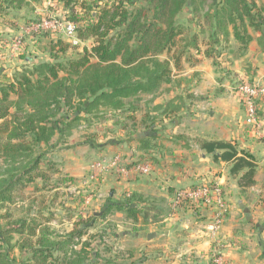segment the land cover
<instances>
[{
	"label": "trees",
	"instance_id": "1",
	"mask_svg": "<svg viewBox=\"0 0 264 264\" xmlns=\"http://www.w3.org/2000/svg\"><path fill=\"white\" fill-rule=\"evenodd\" d=\"M55 1L70 10L65 18L75 24L79 41L91 39L92 45L84 47L78 58L58 60V54L65 53L69 44L57 40L50 45L52 60L25 67L13 80L0 85V158L8 164L19 162L15 170L0 173V204L10 201L13 191L31 183L35 175L46 179V174H41L39 155L20 161L27 152L30 155L32 145L48 143L55 134L70 135L73 125L100 105L123 107L124 99L153 94L175 77L180 90L155 108H161L160 118L176 117L190 97L182 92V83L188 82L183 76H175L168 60L158 58L161 53L173 52V67L179 69L186 51L198 53L203 40L202 53L217 66L223 53L232 48H222L223 42L232 36L237 43L232 51L238 57L255 32L264 50V5L256 4V0H212L206 10L202 5L205 0H106L101 5V0ZM22 3L24 0H0V10L18 8ZM77 5L81 12L75 10ZM185 9L191 14L187 21L200 28L197 32L177 21ZM201 33H206L205 39ZM66 110H71V115ZM141 144L146 148L148 141L141 139ZM200 147L208 152L222 149L215 157L231 162L232 174L245 169L239 185L253 184L251 154L241 151L238 155L232 144L221 141L204 140ZM139 200L136 194L110 200L105 212L114 209L135 221L140 216L145 222H156L158 214L150 218L148 207H138ZM81 229L61 241L51 239L46 232L37 236L36 229L25 220L13 230L0 222V264H90L80 252L67 248L74 236H82ZM12 231L21 237L18 248L28 251V256L17 262L8 255L13 247Z\"/></svg>",
	"mask_w": 264,
	"mask_h": 264
},
{
	"label": "rangeland",
	"instance_id": "2",
	"mask_svg": "<svg viewBox=\"0 0 264 264\" xmlns=\"http://www.w3.org/2000/svg\"><path fill=\"white\" fill-rule=\"evenodd\" d=\"M105 1L101 0L99 4ZM211 1L203 2V10L208 8ZM256 4L264 5V0H256ZM75 10L82 11L79 5L75 6ZM65 14H70V10L55 0H24L18 8L0 10V85L13 80L25 67L30 69L32 64L52 60L50 45L57 40L69 44L65 53L58 54V60L78 58L82 55L84 47L87 49L91 47V39L73 44L59 31L30 29L32 24L42 18L64 20ZM190 16L185 9L177 21L189 26L192 32H197L200 28L187 21ZM205 35L206 33L200 34L204 39ZM202 41L199 45L200 54L194 49H188L181 58L179 69L173 67L171 56L173 52L169 54L163 52L158 58L169 61L175 76L183 74L198 59L195 57L196 54L202 56L205 48ZM232 41L234 39L230 36L227 42H223L222 48L229 51ZM233 46H237V43L235 42ZM91 61L94 62L95 59ZM225 70V67L215 70L216 83L223 81ZM173 78L171 84H163L153 94H138L124 99L123 107L114 109L105 105L96 107L90 115L82 117L73 125L70 135L55 134L48 143L32 145L30 155L27 156V152L20 161L23 163L28 158L33 159L39 155L41 174L44 173L47 177L43 180L42 175H35L31 183L13 191L10 201L0 204V216H3L0 218L1 224L13 230L18 227L19 222L25 220L31 228L36 229L37 236L41 232H46L50 233L51 239L61 241L73 230L82 228V236L80 238L74 236L67 248L70 252H80L90 264H212L213 257L218 253L225 259L227 246L223 241L211 244L208 242L200 250L189 249L190 246H195L197 238L204 236L201 227V232H198L197 237H193L194 244L190 243L189 237L185 239L190 229L182 226V221L187 218L183 217V214L188 216V211L184 210L183 206L191 208L195 205L179 202L173 208L170 202L171 213L178 208L179 211L184 210L179 219L174 218L179 230L173 239L154 238L148 243L144 233L149 230L148 222L142 220L140 216H137L135 221L122 211L112 209L109 213L105 212L110 200L128 198L126 196L133 190L143 192L142 195L148 201L161 197V191L157 188L152 186L141 189L139 186L144 182L141 178L153 176L149 172L148 174L132 172L134 178L131 180L135 184L124 185L123 181L126 179L124 176L128 173L118 172L119 163L113 166L110 162L116 156L119 157L120 163L129 167L132 166L131 162H139L137 158L140 159V155L132 153L127 157L121 153L124 149L121 150L118 145L124 142H127L126 146L130 145V140L137 132L147 131L151 124L157 123L156 118L161 110L155 108L157 104H161L157 102L163 103L168 94H176L180 90L176 78ZM242 82L246 81L237 80L232 85L235 91ZM171 90L172 92H169ZM11 98L14 96L11 95ZM190 99H194V96ZM134 106L135 109L130 110V107ZM66 113L71 115V110H66ZM112 141L114 143L110 144ZM130 157H134L135 161H130ZM103 161L107 164L104 169L95 166L96 163ZM15 166H19V162L8 164L0 158V173L9 169L15 170ZM11 234L13 247L8 251V255L17 262L26 258L28 251L18 248L17 244L22 242L18 233L12 231ZM231 261L225 259L224 264H230ZM261 262L264 263L263 260Z\"/></svg>",
	"mask_w": 264,
	"mask_h": 264
},
{
	"label": "crops",
	"instance_id": "3",
	"mask_svg": "<svg viewBox=\"0 0 264 264\" xmlns=\"http://www.w3.org/2000/svg\"><path fill=\"white\" fill-rule=\"evenodd\" d=\"M251 35L252 40L243 55L234 56V40L231 43V51L223 53L217 66L203 53L202 56L196 54V62L194 61L183 74L176 75L183 76L184 82H188L182 83V86H185L183 93L190 96L186 99L185 107L176 117H157V123L148 127L150 132H137L130 140V145L126 146L127 142L118 145L121 150L124 149L121 153L127 157L137 153L141 156L140 159L137 158L139 162L148 160L151 163L149 174L153 176L141 178L144 182L139 185L140 188L153 186L161 191V197L157 200L148 201L139 190H133L126 196L129 198L131 194H136L140 197L138 207H148L150 218L158 214L159 219L156 222L147 224L149 230L144 232L147 243L154 238L173 239L179 230L174 218L179 219L186 210L188 216L183 214V217L189 219L183 220L182 226L189 227L190 230L185 239L189 237L190 243L194 244L193 237H197L201 227L204 234L197 238L195 246L192 245L189 249L200 250L208 242L211 244L223 241L227 246L225 259L232 260L230 264H262L261 260L264 262V99L256 100L258 125L255 126L247 120L240 94L232 87L237 80L264 81V50L258 44L259 33ZM222 67L226 68L225 74L223 73L225 77L223 81L219 78L218 84L214 81V73ZM192 96L194 99H190ZM169 97L171 95L168 94L167 98ZM141 139L148 141L146 148L141 144ZM204 140L230 143L238 155L241 151L251 154L254 164L253 184L239 185V178L245 169L238 174H232V163L215 157L217 152L223 150L206 151L200 147ZM130 158V161H135L134 157ZM124 177V185L135 184L131 180L134 178L132 172ZM208 182L219 183L228 202V212L215 241L207 230V223L212 215L211 209L199 205L191 208L183 206L184 210L179 211L178 208L171 213L169 208L177 189ZM148 233L156 235L148 240Z\"/></svg>",
	"mask_w": 264,
	"mask_h": 264
},
{
	"label": "built area",
	"instance_id": "4",
	"mask_svg": "<svg viewBox=\"0 0 264 264\" xmlns=\"http://www.w3.org/2000/svg\"><path fill=\"white\" fill-rule=\"evenodd\" d=\"M30 29L33 31L56 30L66 37L67 41L73 44L79 42V39L76 37L75 24L66 19L55 20L53 18H42L39 22L32 24ZM237 91L245 107L247 120L251 124L257 126L255 103L256 100L264 99V82H242L237 87ZM116 163H119L117 171L122 174H127L129 172L144 174L148 173L151 169V163L148 160H143L138 163L132 162V166L129 167L128 165L120 163L119 157L116 156L115 159L110 162V165L114 166ZM106 165L105 161L95 164L97 168L101 167V169L107 167ZM179 202H186L191 205H199L211 209L212 215L210 221L207 223V230L209 236L215 241L227 210V200L222 186L217 182H208L177 189L171 199L172 207L174 208ZM224 262L225 259L219 253L212 259V264H224Z\"/></svg>",
	"mask_w": 264,
	"mask_h": 264
},
{
	"label": "water",
	"instance_id": "5",
	"mask_svg": "<svg viewBox=\"0 0 264 264\" xmlns=\"http://www.w3.org/2000/svg\"><path fill=\"white\" fill-rule=\"evenodd\" d=\"M156 234L155 233H148L147 234V239L150 240L152 237H154Z\"/></svg>",
	"mask_w": 264,
	"mask_h": 264
}]
</instances>
